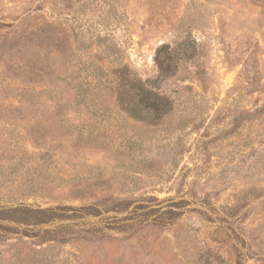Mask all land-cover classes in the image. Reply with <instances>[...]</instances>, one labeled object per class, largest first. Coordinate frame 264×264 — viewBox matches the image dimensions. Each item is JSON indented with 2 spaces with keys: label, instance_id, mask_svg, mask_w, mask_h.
<instances>
[{
  "label": "rangeland",
  "instance_id": "374dc122",
  "mask_svg": "<svg viewBox=\"0 0 264 264\" xmlns=\"http://www.w3.org/2000/svg\"><path fill=\"white\" fill-rule=\"evenodd\" d=\"M37 6L85 52L108 49L111 64L143 80L159 75L156 53L169 45L163 56L178 67L159 87L175 108L150 124L109 92L94 119L70 107L69 123L94 124L97 145L35 141L29 131L55 128L0 110V207L98 209H68L40 227L0 219V264H264V9L253 0H0V19ZM194 40L185 60L180 43ZM7 82L0 98L13 104L23 86Z\"/></svg>",
  "mask_w": 264,
  "mask_h": 264
},
{
  "label": "trees",
  "instance_id": "16d2710c",
  "mask_svg": "<svg viewBox=\"0 0 264 264\" xmlns=\"http://www.w3.org/2000/svg\"><path fill=\"white\" fill-rule=\"evenodd\" d=\"M253 1L264 9V0ZM37 10L42 11L40 7H34L11 22L0 19V29L6 31L0 43V61L5 62L7 70L0 82L6 80L12 84L11 81L16 80L23 86L16 88V102L13 104L0 98V110L9 109L18 113L24 109L26 114L18 113L12 117L25 120L33 127L42 125L53 127L56 131L55 134H45L33 129L29 131L31 138L45 141L49 135H55L73 142L77 140L87 145H97L98 134L94 124H82L74 129V125L69 123L67 111L75 106L79 111H87L91 119L98 117L99 98L103 92L115 95L118 106L131 117L150 124L162 123L173 112L175 99L159 87V82L175 74L178 67L174 57L163 56L169 45L163 44L157 50L159 75L143 80L128 65L111 64L114 54H109L108 49L96 48V52H85L86 46L80 48L74 41L77 38L74 33H70L62 23L56 25L47 16L36 15ZM73 41L75 46H72ZM180 44L184 46L185 60L192 59L197 53L195 40L190 43L182 41ZM78 56H85L87 60L76 59ZM256 111L263 112L264 105ZM7 118L0 116V120ZM68 209L92 210L84 212V215L98 211L92 205L77 209L67 206L34 208L19 204L1 206L0 219L26 227L32 222L40 227L64 219ZM125 209H129V204L107 208L116 211ZM44 232L55 230L46 229Z\"/></svg>",
  "mask_w": 264,
  "mask_h": 264
}]
</instances>
